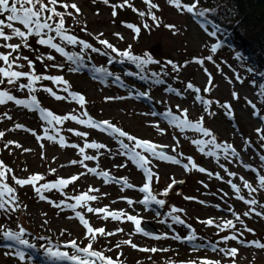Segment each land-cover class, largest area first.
Returning <instances> with one entry per match:
<instances>
[{
	"label": "rangeland",
	"instance_id": "rangeland-1",
	"mask_svg": "<svg viewBox=\"0 0 264 264\" xmlns=\"http://www.w3.org/2000/svg\"><path fill=\"white\" fill-rule=\"evenodd\" d=\"M67 2H74L81 9V14L76 16L75 20L66 17L65 26L70 29L69 34L100 49V52L92 50L87 52V58L90 60L88 61L90 64L88 71L81 72L66 56H62L47 46L38 45L36 38L32 37L29 43L37 51L22 49L21 54L34 61L36 74L62 76L68 82V91H63L65 85L54 84L50 80H41L34 85L37 91L29 93L28 89H19L18 87L20 83H28L26 78L18 81L17 86L0 85V90H8L10 94L21 100H30L31 96L35 95L41 108L50 110L57 116L75 115L79 119H87L90 116L98 122L107 120L137 139L148 140L157 145H166L167 147L160 148L158 151L175 156L181 160V163L177 165L149 157L152 160V164L149 166L159 177L158 180L154 177L151 184L153 195L157 199L164 200L165 203L162 206L155 203L142 205L137 201L142 200L146 195L139 191L146 181L145 174L126 154H122L118 138L107 132H101L99 129L78 124L73 120H66L61 124L53 122L52 125H49L40 119L39 111L30 110L10 101L5 105H0V132L5 133L4 137L0 138V161L12 169V173L8 175L5 182L14 188L19 207L10 213L0 211V225L12 231H18V226H22L26 230L22 239L28 240L30 244H35V249L39 252L38 257L44 261V264L47 263L41 257H46L45 252L50 246L54 250L58 248L71 255L72 249L64 246L69 240H77L81 247L89 242L85 239L86 230L75 216L76 211L81 212L94 228L103 227L109 232H115L117 229L124 230L110 237L98 236L94 242L95 249L105 251L106 255L113 258L122 252L123 255L120 259L123 264H138V262L139 264H170L173 261L175 264H181V262L186 264L187 261H196L201 258L220 260L221 264H232L231 258L224 257L222 253L213 252V246L217 248L238 247L236 264H264V250L244 247L234 241L227 243L221 241V237L231 235L235 230L220 231L215 226H206L200 223V221L209 218L214 219L216 223H223L227 219L235 220L232 212L229 211L231 208L241 215L247 227L254 230V234L245 233L243 239L247 241L259 240L264 243V219L254 215L251 218L243 217L242 214L248 210V206L235 198L236 194L227 183L229 179H232L242 188L239 177L243 176L253 183V186H257L258 174L264 175V162L259 160V155H264V147H261L264 141H260L256 132L257 128H264V120L254 115V111L264 114V96L261 95L262 84L259 79L264 76V63L257 66L230 51L224 44H221L220 35H208L211 32L210 29H204L201 22L198 23L194 18V14L170 6L167 0H153L159 10L152 9V11L156 12L154 14L161 13L164 21L162 23L160 19L161 26L159 28L153 26L150 33L143 30L142 27L144 22L152 24L150 18L148 16L140 17L131 8L117 9V16L113 17V9L103 4L101 0H97L96 3H93L92 0H67ZM121 2L122 0H110L112 4ZM131 2L138 10L148 11L143 0H131ZM192 2L193 0H181L182 4H191ZM58 10L63 11L62 9ZM69 11L72 10L69 9ZM77 20L79 23L76 22ZM125 23L141 27L138 39L133 38L134 33L124 26ZM165 24L175 25V34L165 28L163 26ZM85 27L86 31H82V28ZM100 33L103 35L100 36ZM116 33H119V37L115 35ZM98 36L99 39L107 40L119 51H124L131 46L135 55H142L144 52L150 53L154 59L160 62L158 63L160 77L151 79L147 76L141 80L136 70L137 66L134 67L132 62H123L130 67L129 70L117 69L115 64L111 63V72L119 71L120 79L106 81L107 77L98 74L97 69L91 66L108 64L117 60V58L112 60L113 57L119 56L99 44L96 39ZM54 43L60 44L69 55L76 53L79 55L80 52L85 51L82 50L81 45H69L58 37L54 39ZM213 44L220 45L215 53L211 52ZM244 44H247L250 50L256 48V43L253 41H245ZM0 51H4V49H0ZM101 52H107L108 55H102ZM38 55L44 57L52 55L55 59L49 61L45 58L41 62L36 59ZM209 55L213 57L212 61L205 59L203 65L195 62L196 59H204ZM168 60L181 66L179 73L174 72L171 65H166ZM19 62L24 63L25 67L17 70L30 71L26 62ZM54 64L62 65V68L53 67ZM148 65L144 67L150 68L149 73L153 72L156 64ZM249 68L252 69L251 72L248 71ZM237 74L241 77L242 83L236 79ZM209 76L211 85L208 84ZM157 79L164 82L156 83ZM188 83L200 88V93L188 90ZM206 86L210 87V91H203ZM44 88H51L57 95L64 96L65 99L57 101L49 93L43 91ZM171 89L177 90L180 95H176ZM70 93L83 95L86 100L85 105L81 107L78 102L72 99ZM140 93L146 95H140ZM233 93H236L239 98H234ZM196 95H200L204 100H209L212 103L205 108L201 101L195 99ZM106 97H123V99L106 100ZM248 101L256 104V109H253ZM225 103L231 105V116L227 114L226 109L220 106ZM184 109H187V117L192 122L203 117V126L212 132L216 137V142L231 144L243 162L257 169V172L245 169L234 158L231 159V162L225 160L222 150L214 149L212 145L205 146L203 153L199 151V146L193 144L192 141H207L211 137H205L193 129L181 131L169 123L170 117L164 115L170 110L173 115L181 116ZM84 112H87L88 116H84ZM153 112L156 113L155 116L151 114ZM8 116L11 119H8ZM16 124H21L24 127L16 129ZM45 129H47V135L53 136L54 140L44 138L38 141L36 139V136L45 137ZM69 129L73 131H69ZM75 131L87 133V135L79 137L74 135ZM61 137L64 138L66 145L75 144L78 147H61L59 143ZM119 139H123L130 147L134 144V141H128L126 137ZM245 139L249 140L252 145L247 151H244ZM9 141L13 143L5 148V144ZM92 142L104 144L106 147L99 150L85 148L84 155L97 157L94 160L84 161V165L87 167L79 163L71 164L72 160L83 159L79 148ZM17 143L21 147L17 148L15 146ZM41 144L44 145L43 148H41ZM173 148H176L175 152ZM25 149L29 151H24ZM209 150L216 151L217 156L206 155ZM136 151L142 152L141 149H136ZM142 154L149 155L143 152ZM188 157H191L198 167L205 168L206 172L201 173L191 166L185 170L183 165L188 163ZM221 163L228 171L235 172L237 176L229 177L220 167ZM118 165L125 166L118 167ZM88 168H96L98 172L107 171L114 179L105 182L104 177L89 173ZM52 169L55 172H52ZM208 172L213 175L209 176ZM216 173L223 179H217ZM33 174L45 177L38 184L54 182L59 178L69 179L73 175H79L80 178L61 191L53 189L43 192L47 199L40 200L32 186L21 187L16 185L12 179V176L25 179ZM123 178H127L128 182L133 184V188H125ZM173 179L177 183L169 190L167 196L162 195L161 193L168 188ZM90 187L99 189V191L89 193L97 196V200L89 201L87 206L107 207L109 211H124L130 215H138L142 218L141 227L149 225L154 232L145 230L150 234L149 236L143 234L130 236L129 233H134V225L125 218L120 221L112 220L110 217L103 219L102 213H88L86 208L78 207L73 211L63 205L57 208L49 203V201L56 203L64 201L65 204H73L75 201L70 198L88 192ZM224 193L228 195L224 196ZM240 195L249 198L247 190L243 188ZM254 195L261 203H264V191ZM185 197L193 199H185ZM127 199L133 200L134 203L130 206ZM200 201H204V203L202 204ZM172 207L183 209V211L171 213ZM172 216H179L185 223L175 222ZM237 228H242V226L237 223ZM164 234H167L169 238L159 240L153 238ZM193 234L196 239L188 241L186 238ZM177 235L181 237L180 240L171 238ZM126 239H131L139 247L169 250L151 253L140 252L127 245H122L120 248L115 247ZM107 249L112 250L107 251ZM26 250L25 246L15 241L5 240L0 234V264H33L32 255L35 258V253L32 251L28 253V256H25L24 261H20L15 255L17 251L25 252ZM5 252H10L11 255H5ZM55 262L57 264H72L67 260H55Z\"/></svg>",
	"mask_w": 264,
	"mask_h": 264
},
{
	"label": "snow or ice",
	"instance_id": "snow-or-ice-1",
	"mask_svg": "<svg viewBox=\"0 0 264 264\" xmlns=\"http://www.w3.org/2000/svg\"><path fill=\"white\" fill-rule=\"evenodd\" d=\"M93 3H96L97 0H92ZM101 2L107 6H110L112 11V16H117V9H124V8H131L133 12H136L140 17L148 16L150 20L152 21V24L150 25L148 22H144L142 27L143 30L148 31L149 33L152 31L153 26L155 28H159L161 26L160 18L157 17V15L154 14L152 9L159 10V7L156 3L153 2V0H143L145 5L148 7V11H140L137 8L134 7L131 0H122L121 3L118 4H112L110 3V0H101ZM167 3L170 6H174L178 10L186 11L187 13L194 14L198 17H204L205 14L209 11H212L211 9H202L198 10V6L200 4V0H193L191 4H182L181 0H167ZM58 9H62L58 10ZM71 9L72 11H69ZM81 14L80 7L72 2L69 3L67 0H0V49H4V51H0V85H12L17 86V82L20 81L22 78H26L28 83H20L18 84L19 89H28L29 93H35L37 89L34 87V85L41 80H50L54 84H62L65 85L63 88V91H68V82L63 79L62 76H49V75H38L36 74L34 70V61L29 59V57L24 56L21 54L22 49H28L30 51H37L36 49H33L31 44L29 43L30 38L35 37L36 43L41 46H47L50 49H54L57 53L61 54L62 56H66L68 60L73 61L79 60L80 57L76 54L69 55L65 52L64 48L60 46L58 43H54L55 38H59L61 41L66 42L69 45H81L82 50L84 49H91L93 52H100V49L93 47L90 43L85 42L82 39H78L77 36L69 34L70 29L66 28V17H71L74 20L76 19V16ZM98 14V13H97ZM79 23V21H76ZM123 23V22H122ZM128 29H131L134 33L133 38L138 39L141 34V27L136 26L131 23H125L124 25ZM165 28H167L170 31H173L175 34V25L171 24H165L163 25ZM82 31H86V27L82 28ZM54 33L55 35H51ZM100 36L103 35V33L99 34ZM119 37V33H116ZM210 36H215L216 31H211L208 33ZM99 44L103 45L106 49H110L111 52L116 53L117 56L121 58V62L124 60L130 61L134 63L137 68L143 69L145 65L148 64H158L160 63L158 60L154 59L153 56L148 53L144 52L142 55H135L133 54L131 50V46H129L124 51H119L116 47H114L111 43H109L107 40L99 39V36L96 37ZM120 39H123V37H120ZM18 41L16 43H13L12 41ZM220 47L219 44H213L211 47V52L215 53L217 49ZM102 55H108L107 52H101ZM47 59L49 61L54 60L55 57L52 55H47L44 57L43 55H38L36 57L37 60H40L41 62L44 59ZM205 59L208 61H212L213 57L211 55L207 56L204 59H196L195 62L203 65L205 62ZM19 61L26 62L28 68L30 71H21L17 69H23L25 67L24 63H20ZM166 65H171L172 70L176 73H179L181 66L177 65L171 60H168L166 62ZM53 67L56 68H62V65H53ZM74 70V69H73ZM99 72H105L104 69H97ZM248 71H252L251 68L248 69ZM107 75H112L111 73H106ZM154 77L158 76L157 73L152 74ZM167 75V73H165ZM117 80H119V76L116 77ZM236 79L239 82H243L241 77L237 74ZM163 80L157 79L156 83H163ZM209 85H211V77L209 76ZM187 89L192 90L195 93H200L201 89L194 87L192 83L187 84ZM43 91L49 93L51 96H53L57 101L64 100L65 97L61 95H57L56 92H54L51 88H44ZM172 92H175L176 95H180V93L175 90L171 89ZM204 92L210 91V87L206 86L203 89ZM73 100L79 103L81 107H83L86 103L85 97L78 93H70ZM140 95H146L145 93H140ZM262 96H264V92L261 93ZM233 97L238 99V95L236 93H233ZM111 99H123V97L119 98H113V97H106V100ZM195 99L197 101H201L205 108L212 103L209 100H204L200 95H196ZM10 101H14L16 105H23L25 108H28L30 110L39 111L40 119L47 122V124L52 125L53 122L56 124H61L63 121L66 120H73L78 124L86 125L89 128L93 129H99L101 132H107L109 135L118 138V142L120 145V148L122 150V154H126L128 158L137 165L138 168L143 170V173L145 174L146 181L145 183L139 188V191L141 193H145L146 195L142 200L137 201L138 203L142 205H149L150 203H155L157 205H164L165 201L162 199H157L155 195H153L151 184L153 182L154 177L158 180L159 177L155 172L152 171V168L149 166L152 164V160L149 158H154L159 161H167L171 162L172 164L179 165L181 163L180 159H177L175 156H171L166 154L163 151H158V149L167 147L166 145H157L155 143H152L148 140H140L136 137L128 134L125 131H122L120 128L114 126L112 123H110L107 120L104 121H95L90 116H88L87 112H84V116H88L87 119H79L75 115H65V116H57L54 115L52 111L41 108L40 104L36 98L35 95L31 96L30 100H21L17 99L14 95L10 94L8 90H0V105H5ZM248 103L251 105L253 109H256V104L252 103L251 101H248ZM222 108L226 109V112L229 116L232 115L231 105L230 104H222L220 105ZM179 109V106H177ZM153 116L156 115L155 112L151 113ZM212 114V113H210ZM7 116V114L5 113ZM165 116L170 117L169 123L174 125L176 128L180 129L181 131H184L185 129H193L199 133H202L205 137H211V139L205 141V140H193L192 143L199 146V151L202 153L204 152V147L207 145H212L214 149L222 150L224 154V159L229 160L231 162V159L234 158L235 160L239 161L245 169H250L252 172H257V169L253 168L251 165L243 162L241 159L239 153L237 150L228 143L219 144L216 142V137L212 134L210 130H208L206 127L203 126V117L200 118V120L196 122H192L187 117V109L182 110L181 116L173 115L172 112L169 110L168 112L164 113ZM254 115L259 116L261 120H264V114H261L258 111H254ZM8 119H11L10 116L7 117ZM24 126L21 124H16V129H21ZM69 131H73L69 129ZM163 131V130H161ZM257 135L259 136L260 141H264V128H257L256 129ZM5 135L4 132H0V138H3ZM33 135L35 133L33 132ZM74 135L79 137H85L87 133L75 131ZM126 137L128 141H134V144L132 147L129 146V144L125 143L123 139ZM47 138L49 140H54L55 138L53 136L47 135V129H45V137L36 136V139L39 141L41 139ZM12 141H9L7 144H5V148H7L10 144H12ZM61 147H73L77 148L78 145L72 144V145H66L64 142V138L61 137L59 140ZM244 151H247L249 147H251V143L249 140H244ZM17 148L21 147L18 143L15 145ZM41 148L44 147L43 144L40 145ZM179 145L177 144V147ZM106 146L101 143H88L85 144L84 147L79 148V153L83 156V159L80 161L72 160L71 164H81L84 165V161L88 160H94L97 157L91 156V155H84L85 148H92V149H104ZM261 147H264V144L261 145ZM136 149H141L143 153H148L149 155H143L142 152L136 151ZM24 151H29L28 149H25ZM173 151H176V148H173ZM182 155V154H180ZM206 155L208 156H217V152L214 150H209ZM43 158V156H42ZM217 159H219L217 157ZM188 163L184 164L183 167L185 170L189 169V166L191 168L198 170L201 173H205L206 169L203 167H198L195 162L192 160L191 157L187 158ZM259 160L261 162H264V155H259ZM125 165H118V167H124ZM84 167H87V165H84ZM220 167L224 169V171L227 173L229 177H236L237 174L235 172H230L225 167L223 163L220 164ZM52 172H55L54 169L51 170ZM87 171L89 173L96 174L98 176L104 177L105 182H108L109 180H112L114 178L110 177L109 173L107 171H97L96 168H88ZM12 173V169L7 167L3 161H0V211H3L4 213H10L16 211V209L19 207V204L17 203V196L15 195L14 188L10 187L8 183L5 181L8 178V175ZM209 176H212L213 173L208 172ZM83 175V173H81ZM217 179H223V177H220L218 173L215 174ZM80 178L79 175H73L69 179L59 178L56 179L54 182H48L43 184H38L39 181H42L45 179L43 175L40 174H33L25 179H18L15 176H12V179L14 180L16 185H19L21 187L30 185L34 188V191L39 195L40 200H46L47 198L43 195V192L46 191H52L53 189L57 191H61L65 187H67L69 184L74 183ZM239 180L242 182V188L247 190V195L249 198H245L244 195H240L242 188L237 183H234L232 179H229L227 183L230 185L231 189L236 194V199L242 201L245 205L248 206V210L243 212V217L251 218L253 215L256 217H259L261 219H264V203H261L257 198L256 195L261 191H264V175L258 174V184L257 186H253V183H250L247 179H245L243 176L239 177ZM119 182V181H117ZM177 183L175 179L172 180V183L168 185V188L164 190L163 193H161L164 196L168 195L169 190ZM123 186L125 188H133V184L129 183L127 178H123ZM207 187V185H205ZM99 189H93L89 188L88 192H85L80 195H76L74 197H71L70 199H73L75 203L73 204H65L64 201H61L60 203H56L54 201H49L54 207L60 208L62 205L67 208H71L73 211H75L78 207L79 208H86V211L88 213H94V214H103V219H108L109 217L112 220L120 221L122 218H125L127 221L131 222L134 225V233H129V235L133 234H143L145 236H149L150 234L146 232L142 227V218L138 215H130L127 212L124 211H109L107 207L104 208H93L88 205L89 201H96L97 196L90 195V192H98ZM224 196H227V193L223 194ZM7 197V198H6ZM126 199V198H122ZM185 199H193L192 197H185ZM127 203L131 206L134 201L131 199H127ZM200 203H204V201H200ZM219 207V206H217ZM261 210H257V209ZM183 209H179L176 207H172L171 213H177L182 212ZM229 211L232 212L233 216L235 217V220L233 219H227L223 223H216V221L212 218H209L204 221H200V223L205 224L206 226H215L220 231L225 230H235V232L231 235H225L221 237V241L224 243H227L228 241H234L238 245L244 246V247H254L256 249L264 250V243L260 242L259 240H252L247 241L243 239L245 233H253L254 230L247 227L245 224L244 219L241 218L240 214H237L234 210L231 208ZM170 213V215H171ZM76 218H78L79 223L84 227L86 230L85 232V239H87L89 242L81 247L77 240L72 239L69 240L64 246L71 248L73 250L72 254L70 255L66 251H60L58 248L57 250H53L52 248H48L46 250V254L51 259L55 260H67L71 261L72 264H123L120 257L123 255V253H118L116 258H113L111 256H108L105 254V251L97 250L94 248V242L97 240L98 236L101 237H110L117 234V232H123V229H117L115 232H109L106 231L105 228H94L90 225L89 221L85 219V216L79 212H75ZM172 219L180 224H184L185 222L180 219L179 216H172ZM47 223V221H45ZM237 223L242 226V228H237ZM18 231H12L11 229L5 228L3 225H0V234H2L3 238L8 241H15L16 243L25 246L26 248H34L35 245L30 244L28 240L22 239V237L25 234V229L22 226H18ZM189 227H191L189 225ZM63 234V233H61ZM154 239H167L169 238L167 234H164L163 236H155ZM175 240H180V236H173L171 237ZM188 241H193L196 239L195 235H189L186 238ZM122 245L130 246L132 249L140 251V252H151V253H157V252H166L169 249L163 248L159 249L156 247H139L136 243H134L131 239H126L121 242H119L115 247L120 248ZM112 249H107V251H111ZM213 252H219L222 253L224 257L231 258L232 264H236V257L239 253L238 247H219L216 246L212 247ZM5 255H11L10 252H5ZM15 255L19 258L20 261L25 260V252L23 251H17ZM139 264V262H138ZM170 264H175V262H170ZM181 264H185V262H181ZM186 264H221L220 260H213L209 258H201L196 261H187Z\"/></svg>",
	"mask_w": 264,
	"mask_h": 264
},
{
	"label": "trees",
	"instance_id": "trees-1",
	"mask_svg": "<svg viewBox=\"0 0 264 264\" xmlns=\"http://www.w3.org/2000/svg\"><path fill=\"white\" fill-rule=\"evenodd\" d=\"M202 9H211L212 11L207 12L204 17L194 15V18L198 23L201 22L204 29L216 31V35H220L222 38L221 44H224L230 51L253 62L257 66H261L264 63V0H201L198 10ZM154 13L156 12L154 11ZM155 15L159 16L163 23L164 20L161 17V13ZM245 41L255 42L256 48L250 50L248 45L244 44ZM84 50L85 51L77 55L80 57L79 60L74 59L72 61L81 72L85 70L88 71L90 68L88 62L90 60L87 58V52L91 49ZM115 58H117V60ZM112 60H116L117 62L111 61L101 66L95 64L91 66L95 69H104L105 72L98 71V74L103 75L105 78L107 77L106 81L109 82H111L112 79L115 81L116 77L120 74L119 71L111 72V63H114L117 69L120 68L128 71L130 68L124 64L130 61L124 60L123 63L120 57H113ZM133 65L136 67L135 64ZM148 66H151V64ZM154 66H156L155 70L150 73V68H136L138 75H140V79L144 80V77L147 76L151 79L152 77L155 79L160 77L161 74L158 72V64ZM106 73H111L112 75H107ZM153 73H157L158 76L154 77L152 75ZM259 79L262 84L261 91L264 92V76Z\"/></svg>",
	"mask_w": 264,
	"mask_h": 264
},
{
	"label": "bare ground",
	"instance_id": "bare-ground-1",
	"mask_svg": "<svg viewBox=\"0 0 264 264\" xmlns=\"http://www.w3.org/2000/svg\"><path fill=\"white\" fill-rule=\"evenodd\" d=\"M116 68V67H115ZM86 179V178H85ZM84 181H87V180H84ZM114 181V180H113ZM33 244V243H32ZM35 245V244H34ZM50 248L53 249V247L50 246ZM68 248V247H66ZM54 250V249H53ZM31 251L33 253H35V258L34 256L32 255V259H33V264H44V261L42 259H40L38 256H39V252H37V249L34 248H27V250L25 251L26 255L28 256V253H31ZM63 251V250H62ZM73 251V250H72ZM46 253V252H45ZM41 258H44V260L46 261L47 264H52V261H53V264H57L55 262V259H51L49 258V256L46 254V257L42 256Z\"/></svg>",
	"mask_w": 264,
	"mask_h": 264
},
{
	"label": "water",
	"instance_id": "water-1",
	"mask_svg": "<svg viewBox=\"0 0 264 264\" xmlns=\"http://www.w3.org/2000/svg\"><path fill=\"white\" fill-rule=\"evenodd\" d=\"M143 229L154 232L153 229H151L149 225H143Z\"/></svg>",
	"mask_w": 264,
	"mask_h": 264
}]
</instances>
